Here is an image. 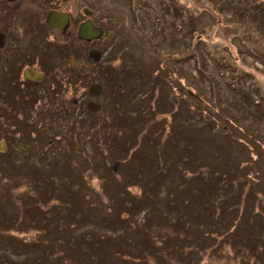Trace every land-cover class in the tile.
<instances>
[{
  "label": "rangeland",
  "instance_id": "374dc122",
  "mask_svg": "<svg viewBox=\"0 0 264 264\" xmlns=\"http://www.w3.org/2000/svg\"><path fill=\"white\" fill-rule=\"evenodd\" d=\"M225 1L65 0L112 42L86 52L70 43L71 64L90 72L86 88L46 101L39 87L25 125L0 139L2 152L8 142L29 152L0 169V264H252L210 235L237 213L238 182L251 197L240 206L264 207V106L243 97L264 88V12L248 7L260 0ZM193 43L212 53L205 71ZM95 47L105 53L92 65ZM105 62L123 79L107 80ZM91 82L103 91L88 93ZM112 124L120 136L110 143ZM210 203L223 209L220 225ZM254 228L264 246V208Z\"/></svg>",
  "mask_w": 264,
  "mask_h": 264
},
{
  "label": "flooded vegetation",
  "instance_id": "af4514ba",
  "mask_svg": "<svg viewBox=\"0 0 264 264\" xmlns=\"http://www.w3.org/2000/svg\"><path fill=\"white\" fill-rule=\"evenodd\" d=\"M224 3L228 5L227 0ZM248 7L264 12V0ZM53 11L67 13L68 26H51L48 16ZM92 21L97 25L93 17ZM80 22L83 19L79 12L65 0H0V105L9 106L13 99L27 101L39 87L44 89L43 93L52 87L48 72L51 77L64 63L63 50L57 44L67 41L69 50L71 44H79L80 48L82 41L77 35ZM104 31L105 38L108 34L105 27Z\"/></svg>",
  "mask_w": 264,
  "mask_h": 264
},
{
  "label": "trees",
  "instance_id": "16d2710c",
  "mask_svg": "<svg viewBox=\"0 0 264 264\" xmlns=\"http://www.w3.org/2000/svg\"><path fill=\"white\" fill-rule=\"evenodd\" d=\"M195 31V30H194ZM68 43L69 42H60L57 44V47L63 50V57H64V63H63V67L60 68L59 70L55 71V73L50 77V72H48V76L50 79L49 85L50 86H54L53 92H61L62 95H65V92L67 90H73L74 88L80 87V85H82L83 87L86 88V86L88 85V79H85L84 77L87 76L86 74H89L90 72H88V69L83 72V68L80 67H76V66H72L69 63V58L73 56V52L72 50L68 49ZM196 46L192 45V53L195 54L197 57H201V54H199L198 49H195ZM204 60L201 57V65L200 68L202 71L205 70L204 64H203ZM103 69L107 71L106 73V79L109 80L110 78H112V81H114V77L118 76L121 79H123V75L118 73L116 70L114 69H110V73H109V69H107L106 67V62L103 65ZM234 71L236 72V74L238 76H242V71L238 68H234ZM52 79V80H51ZM90 80V78H89ZM23 89V88H22ZM242 89V88H240ZM19 91V90H18ZM18 91H15V94L17 95ZM250 94L247 93L245 94L246 99L250 98L249 97ZM19 98H23V97H19ZM35 98L34 96L31 99H28L27 101H23L20 102V99H13V101H11L9 106L0 105V130L3 132L2 135H0V139L1 138H8L11 134V132H18V130L21 129V127L23 125H25L26 123V103H29L31 101H33ZM245 99V100H246ZM76 100V99H75ZM74 100V102H75ZM36 102V107H38L40 105V103L35 100ZM112 129H116L114 127V125L112 124ZM119 130V129H116ZM116 130H114L112 132V140L110 143L113 142V138L120 136V134L118 135V131L115 132ZM19 139V137L16 138V140ZM118 139V138H117ZM119 140V139H118ZM52 141V140H50ZM17 141H14L13 143H15ZM10 143V142H8ZM14 145V144H13ZM13 145H9L8 146V150H6V152H2L0 151V169L7 163V161L12 164V162L15 163V160H13L14 156L16 154H20L21 152H19L15 147H13ZM49 145H52V143H49ZM29 152H25L23 153L24 155H27ZM12 155V157H11ZM11 161V162H10ZM118 163V162H116ZM11 166H9L10 168ZM113 170H116L114 168L113 165ZM35 169V171H38V168L34 165L31 167V170ZM1 172V170H0ZM221 172V171H220ZM33 173V172H31ZM43 178V176H42ZM107 179V177L105 178V180ZM240 186V187H239ZM8 190V189H7ZM223 190V188H222ZM236 191V193H232ZM234 191L231 192V196L232 198H235L237 201H243V203H245V201L249 202L251 197H250V193H249V189L244 191V189H242V185L238 182V185L236 184L234 186ZM79 192V191H78ZM77 192V193H78ZM226 193V192H225ZM83 194V193H80ZM195 194V193H194ZM193 194V195H194ZM76 195V194H75ZM228 195V193H226V196ZM35 200V198H33ZM188 203V205H185V208L190 206L193 203L192 198L187 199L186 201ZM240 202H238V206L236 207L237 209V213L235 214L234 218H230V221L224 225L223 227V231H219L217 228L216 230H212L210 232V235L216 237L219 236L220 238H222L223 236L226 237V242L231 245V250H234L233 253L237 254V256L241 257V258H246L248 260L252 261V264H254L253 259H250V257H248L247 253H251L255 258H258V256L260 255V261L261 264L263 262L264 259V252L260 253V248L264 249V246H262V243L258 242V236L256 237V230L254 228L255 226V222L258 219V216L260 213H262V209L263 204L261 201L258 202V206H256V208L252 207V205L249 203L248 206H240ZM142 204V202H140ZM146 205V202L144 203ZM143 205V204H142ZM142 207V206H141ZM242 207V209H241ZM144 208V207H142ZM208 210L212 213H217L216 215V220H220L218 221V225L221 224V217L220 214L222 215L223 213V209H217V207L213 205V203L208 204ZM247 210H249L252 214L247 215ZM188 222L190 223L191 221L188 220ZM44 228V227H43ZM182 229H184V226H182ZM215 229V228H212ZM223 232V233H221ZM209 233V232H208ZM218 233H221L220 235ZM175 238H177L175 241H180V243H182V236L181 235H177ZM218 237H216V239H220ZM229 238H231V240H229ZM105 239V236L104 238ZM186 240L183 236V243H185ZM178 244V243H177ZM233 244H235V246H232ZM249 247H248V246ZM256 251L257 253H254V251ZM179 250L176 252V255H178ZM184 260L186 261H192L190 256H183ZM248 257V258H247ZM3 259L0 260L3 261ZM9 261V259H8Z\"/></svg>",
  "mask_w": 264,
  "mask_h": 264
},
{
  "label": "water",
  "instance_id": "95a60500",
  "mask_svg": "<svg viewBox=\"0 0 264 264\" xmlns=\"http://www.w3.org/2000/svg\"><path fill=\"white\" fill-rule=\"evenodd\" d=\"M68 15L66 13H62L59 11H53L50 13L48 17V23L51 24L52 26H55L57 28H64L68 24ZM101 33V30L98 28H95L93 23L91 21H86L80 24L79 30H78V35L81 38L84 39H92L95 37H98ZM99 55V51L95 53H91V56H93L95 59H97ZM102 91V88L98 84L92 85L90 92L91 93H100ZM89 107L92 110H98L100 109V104L95 103V102H89Z\"/></svg>",
  "mask_w": 264,
  "mask_h": 264
}]
</instances>
